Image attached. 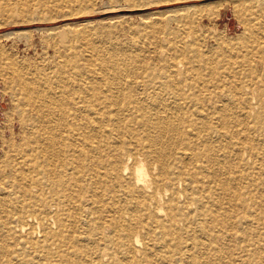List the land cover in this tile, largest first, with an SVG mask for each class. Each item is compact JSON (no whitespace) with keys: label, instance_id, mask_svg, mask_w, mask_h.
<instances>
[{"label":"rangeland","instance_id":"1","mask_svg":"<svg viewBox=\"0 0 264 264\" xmlns=\"http://www.w3.org/2000/svg\"><path fill=\"white\" fill-rule=\"evenodd\" d=\"M11 65L45 86L53 85L57 93H61L57 87L61 75H173L177 82L184 76L191 79L188 84L196 93L210 100L207 106L224 102L231 141L220 152L229 154L232 168L226 210L229 222L239 223L237 231L244 242L223 241L218 255L197 251L194 246L202 238L197 225L209 223L211 217L198 219L194 213L188 215L189 228L169 229L167 235L154 233L153 229L170 228L166 213L169 208L176 210V204L167 200L169 193L161 191L157 200L164 211L152 213L157 222L144 219L147 233L138 234V243L134 244V237L126 240L134 254L114 262L214 264L208 260L213 255L223 258L218 264H231L232 257L238 260L249 251L245 264H264V239L254 238L264 233L258 229L264 225V201L257 200L264 189V0H0V170L9 165V157L29 134L12 99ZM43 89L41 95L48 97L55 92ZM235 146L244 149L241 155ZM139 159L149 185L154 173L148 170L147 160ZM24 194L0 204V264H95L86 256L94 247L88 228L79 221L57 243L33 218H27L28 213H18V207L29 200ZM51 225V232H57Z\"/></svg>","mask_w":264,"mask_h":264},{"label":"bare ground","instance_id":"2","mask_svg":"<svg viewBox=\"0 0 264 264\" xmlns=\"http://www.w3.org/2000/svg\"><path fill=\"white\" fill-rule=\"evenodd\" d=\"M8 70L12 99L29 134L9 157V165L0 170V204L25 193L29 200L18 207V213H28L27 218L57 243L80 221L93 238L95 252L91 247L86 256L95 264H116L114 258L134 254L126 240L134 237L135 244L141 231L147 233L144 219L157 222V211H164L157 200L161 191L169 193L167 200L176 204V210L169 208L166 213L170 228L153 229L154 233L185 230L191 224L188 215L194 213L195 218L211 217L209 223L197 225L202 237L194 246L197 251L218 255L223 241L244 242L237 231L239 223L229 222L226 210L232 168L229 154L220 152L231 141L224 102L207 106L210 100L196 93L187 76L177 82L173 75H61L57 86L61 93L54 89L52 94L53 85L37 82L15 65ZM43 88L52 96L41 95ZM139 157L154 173L149 185ZM138 197L142 200L135 201ZM234 197L241 202L238 193ZM257 200L264 201V189ZM50 222L57 232H51ZM215 229L216 234H211ZM254 238L264 239V233ZM247 253L238 260L232 257L231 264H245ZM208 260L223 263L221 256L210 255Z\"/></svg>","mask_w":264,"mask_h":264}]
</instances>
